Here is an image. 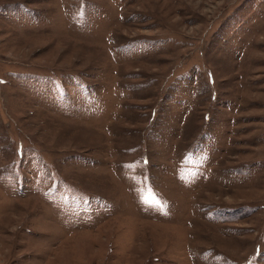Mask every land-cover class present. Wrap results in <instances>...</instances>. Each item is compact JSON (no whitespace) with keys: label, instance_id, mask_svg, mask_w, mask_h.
I'll use <instances>...</instances> for the list:
<instances>
[{"label":"rangeland","instance_id":"1","mask_svg":"<svg viewBox=\"0 0 264 264\" xmlns=\"http://www.w3.org/2000/svg\"><path fill=\"white\" fill-rule=\"evenodd\" d=\"M0 264H264V0H0Z\"/></svg>","mask_w":264,"mask_h":264}]
</instances>
